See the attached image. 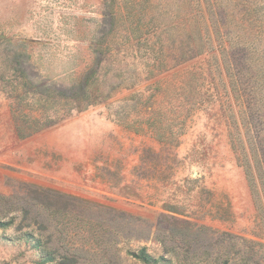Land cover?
Listing matches in <instances>:
<instances>
[{
    "label": "rangeland",
    "instance_id": "1",
    "mask_svg": "<svg viewBox=\"0 0 264 264\" xmlns=\"http://www.w3.org/2000/svg\"><path fill=\"white\" fill-rule=\"evenodd\" d=\"M0 225V264H264V0H0Z\"/></svg>",
    "mask_w": 264,
    "mask_h": 264
},
{
    "label": "trees",
    "instance_id": "2",
    "mask_svg": "<svg viewBox=\"0 0 264 264\" xmlns=\"http://www.w3.org/2000/svg\"><path fill=\"white\" fill-rule=\"evenodd\" d=\"M41 127H43L42 125H40V127H33L32 129L30 128V131L28 132H24V129L20 126V125H16L15 129H16V134L19 138H24L26 136H29L31 133H34L38 130L41 129ZM0 227H2V225H0ZM134 257H136L137 259H139L140 261L147 263L148 260H150V258L147 256V254L145 253L144 250H140V252L138 254H135ZM49 260V259H48ZM46 260V261H48Z\"/></svg>",
    "mask_w": 264,
    "mask_h": 264
}]
</instances>
